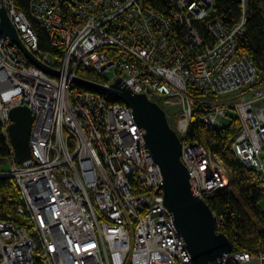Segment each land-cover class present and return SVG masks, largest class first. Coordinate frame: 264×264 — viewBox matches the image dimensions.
Instances as JSON below:
<instances>
[{
    "label": "built area",
    "instance_id": "2783aa9c",
    "mask_svg": "<svg viewBox=\"0 0 264 264\" xmlns=\"http://www.w3.org/2000/svg\"><path fill=\"white\" fill-rule=\"evenodd\" d=\"M231 1L243 10L231 26L213 15L215 0H168L169 14L140 0H32L27 11L5 0V9L41 63L99 83L82 76L93 73L106 86L123 79L134 93L168 106L177 117L174 130L191 188L207 202L226 191L229 178L219 157L188 141L191 91L212 105L201 119L212 130L230 124L229 110L236 111L237 161L261 177L264 191V82L239 50L248 0ZM39 32L50 51L41 52ZM223 96L228 103L219 101ZM23 106L32 113V157L20 162L9 130L11 111ZM131 112L126 104L43 72L0 32V179L14 180L18 215L28 221L18 226L0 217V264L191 263L159 189L161 169ZM252 261L262 264L264 254L224 257L226 264Z\"/></svg>",
    "mask_w": 264,
    "mask_h": 264
},
{
    "label": "water",
    "instance_id": "95a60500",
    "mask_svg": "<svg viewBox=\"0 0 264 264\" xmlns=\"http://www.w3.org/2000/svg\"><path fill=\"white\" fill-rule=\"evenodd\" d=\"M0 3V32L26 54L31 64L47 74L68 79L88 91L126 104L131 109V114L144 137L146 148L161 169L163 182L159 189L163 192L165 206L173 216L177 232L185 241L192 258L190 264H226L224 255L233 253V244L225 234L217 232V218L208 203L194 194L189 170L182 162V141L169 124L167 113L157 103L151 102L146 94L134 93L123 79L106 86L75 78L41 63L21 41L18 31L7 15L5 0ZM10 119L13 121L9 130L11 141L14 143L17 159L24 162L32 157L29 142L33 125L31 110L26 106L14 108Z\"/></svg>",
    "mask_w": 264,
    "mask_h": 264
},
{
    "label": "trees",
    "instance_id": "16d2710c",
    "mask_svg": "<svg viewBox=\"0 0 264 264\" xmlns=\"http://www.w3.org/2000/svg\"><path fill=\"white\" fill-rule=\"evenodd\" d=\"M18 9L29 10L32 0H14ZM140 3L159 12L169 14L172 5L168 0H140ZM247 34L240 42V52L247 54L257 65L260 76L264 75V0H248ZM213 15L220 17L227 25L239 22L243 13L240 4L231 0H215ZM41 52L50 51L43 32H39ZM86 79L97 80L93 73H82ZM264 82V81H262ZM82 89V88H79ZM195 101L194 115L188 132V141L204 145L213 155L219 157L227 167L232 191L220 192L207 200L211 210L218 217L221 226L217 232L225 234L233 244L235 253L254 251L264 254V191L262 179L252 170L241 166L234 152V141L240 132L237 118L220 131L212 130L201 123L212 108L207 101L191 91ZM119 103L118 101H116ZM0 123V155L5 152ZM21 203L19 191L13 179H0V217L12 220L18 226L27 224V220L18 215L17 207ZM229 264H236L230 262ZM264 264V261L263 263Z\"/></svg>",
    "mask_w": 264,
    "mask_h": 264
},
{
    "label": "rangeland",
    "instance_id": "374dc122",
    "mask_svg": "<svg viewBox=\"0 0 264 264\" xmlns=\"http://www.w3.org/2000/svg\"><path fill=\"white\" fill-rule=\"evenodd\" d=\"M8 15V14H7ZM240 20L241 19H239V22H240ZM239 22H237L236 24H238ZM236 24H234V25H236ZM241 54H245L244 52L243 53H241ZM106 77L108 78V79H110L111 80V78H114L115 77V71H113V70H110V72H108V73H106ZM261 81H264V75H261ZM229 99V97L228 96H223V98H221V99H219V101H221L222 103L223 102H226V103H228V100ZM116 102V101H115ZM120 103V102H119ZM158 104V103H157ZM163 110H164V112L165 113H167V118H168V122H169V124L171 125V127L173 128V129H175V130H177L178 131V124H177V117H173V116H171V114H172V111L169 109V107L167 106H163V105H161V104H158ZM172 108H174L175 109V112H177L178 114L181 112V108H176V105H173V106H171ZM175 112H173V113H175ZM228 115H229V117L230 118H233V119H235L236 117H237V113H236V111L235 110H232V109H230L229 110V113H228ZM227 176H228V178H229V183H228V186H227V188H226V191H224V192H227V191H229V192H231L232 191V185H231V180H230V177H229V175H228V171H227ZM224 257H225V255H224ZM257 262V264L259 263L258 261H256ZM260 264V263H259Z\"/></svg>",
    "mask_w": 264,
    "mask_h": 264
},
{
    "label": "crops",
    "instance_id": "0c3cea01",
    "mask_svg": "<svg viewBox=\"0 0 264 264\" xmlns=\"http://www.w3.org/2000/svg\"><path fill=\"white\" fill-rule=\"evenodd\" d=\"M243 264H257L256 261L248 262V263H243ZM259 264V263H258Z\"/></svg>",
    "mask_w": 264,
    "mask_h": 264
},
{
    "label": "bare ground",
    "instance_id": "6f19581e",
    "mask_svg": "<svg viewBox=\"0 0 264 264\" xmlns=\"http://www.w3.org/2000/svg\"><path fill=\"white\" fill-rule=\"evenodd\" d=\"M59 77V76H58Z\"/></svg>",
    "mask_w": 264,
    "mask_h": 264
}]
</instances>
